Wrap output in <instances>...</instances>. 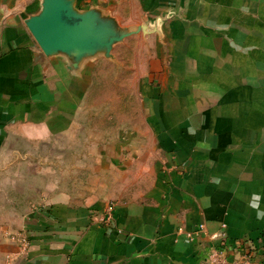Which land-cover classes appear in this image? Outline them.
<instances>
[{"label": "crops", "instance_id": "crops-1", "mask_svg": "<svg viewBox=\"0 0 264 264\" xmlns=\"http://www.w3.org/2000/svg\"><path fill=\"white\" fill-rule=\"evenodd\" d=\"M94 7L148 30L116 75L134 70L136 120L99 94L105 58L43 53L41 0H0V264H206L222 224L264 264V0Z\"/></svg>", "mask_w": 264, "mask_h": 264}, {"label": "water", "instance_id": "water-1", "mask_svg": "<svg viewBox=\"0 0 264 264\" xmlns=\"http://www.w3.org/2000/svg\"><path fill=\"white\" fill-rule=\"evenodd\" d=\"M26 26L47 57H63L68 70L78 72L86 62L99 58L114 61L117 45L146 27H122L100 8L80 10L77 0H41L40 10L30 15Z\"/></svg>", "mask_w": 264, "mask_h": 264}, {"label": "built area", "instance_id": "built-area-1", "mask_svg": "<svg viewBox=\"0 0 264 264\" xmlns=\"http://www.w3.org/2000/svg\"><path fill=\"white\" fill-rule=\"evenodd\" d=\"M37 208H40L38 206ZM109 215L104 216L101 221L110 222L113 220L112 217V210L113 208H109ZM110 220V221H108ZM227 226L222 224L221 228L218 232L213 233L210 236V239L214 241V245L209 250V253L206 258V264H257L258 258L260 257V248L258 244L249 239V238H242L239 241L234 243V250H233V257L229 256L228 253V236L226 233ZM205 231V226H200L197 233ZM20 234L17 235V238ZM188 237L193 240L194 235L189 234ZM23 247H27L29 241L27 238L22 237L21 239Z\"/></svg>", "mask_w": 264, "mask_h": 264}, {"label": "rangeland", "instance_id": "rangeland-1", "mask_svg": "<svg viewBox=\"0 0 264 264\" xmlns=\"http://www.w3.org/2000/svg\"><path fill=\"white\" fill-rule=\"evenodd\" d=\"M135 47H136V40L135 38H129L127 40H125V42L123 44L117 45L112 54L114 55V57L116 58L114 61L111 60H106L105 62H101L98 67H100V71H103L104 69L108 70H112V76L111 77H107L106 80H110L111 79V84L113 87V90H116L119 87V84L117 83V77L119 76V74L117 73H121L122 69L125 68H130L133 66V60H134V52H135ZM129 71V70H128ZM131 72V71H129ZM134 70L131 72V74L128 76L129 78H131V75L133 74ZM117 75V77H116ZM100 81L103 82L104 77L103 76H99ZM131 81L129 80V85H130ZM106 83H101L99 85L98 83V87L100 88V90H104V85ZM108 88V86H107ZM131 89V88H130ZM131 96L134 97V103H133V108L129 109L130 113V117H134V119L136 120V117L139 113V109H138V103H137V99L135 98L134 94H132V90H131ZM136 105V106H134ZM135 107V108H134ZM134 109V110H133ZM132 111V112H131ZM117 114L116 109H114L113 112V116H115ZM139 123V122H138Z\"/></svg>", "mask_w": 264, "mask_h": 264}, {"label": "trees", "instance_id": "trees-1", "mask_svg": "<svg viewBox=\"0 0 264 264\" xmlns=\"http://www.w3.org/2000/svg\"><path fill=\"white\" fill-rule=\"evenodd\" d=\"M125 74L122 76V80H117V83L119 84V87L116 90H113L110 87H113L112 84L110 83L111 81H108L104 85V90H99V94H102L103 97L104 95L106 97L112 96L116 101H118L117 104V110L120 112L121 110L125 109L126 107L123 108L121 105L123 104L125 106V103L128 105V112L130 113L129 109L133 108V103H134V97L131 96V89L125 88V78L130 75L129 71L124 72ZM108 86V88H107ZM136 106V105H134ZM135 108V107H134ZM134 110V109H133ZM132 112V111H131Z\"/></svg>", "mask_w": 264, "mask_h": 264}]
</instances>
